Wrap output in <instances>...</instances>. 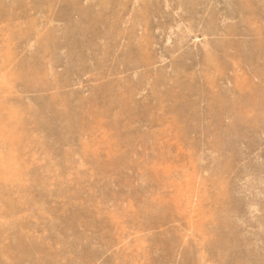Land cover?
Here are the masks:
<instances>
[{
    "label": "rangeland",
    "instance_id": "1",
    "mask_svg": "<svg viewBox=\"0 0 264 264\" xmlns=\"http://www.w3.org/2000/svg\"><path fill=\"white\" fill-rule=\"evenodd\" d=\"M197 1L0 0V264H264V0Z\"/></svg>",
    "mask_w": 264,
    "mask_h": 264
},
{
    "label": "bare ground",
    "instance_id": "2",
    "mask_svg": "<svg viewBox=\"0 0 264 264\" xmlns=\"http://www.w3.org/2000/svg\"><path fill=\"white\" fill-rule=\"evenodd\" d=\"M197 2L199 3V0H198ZM244 9H245V8H244ZM249 9H250V10H249ZM246 10L251 12L252 9H251L250 7H247ZM245 17H246L248 20H252V19H254V14H253V12H251V14H246Z\"/></svg>",
    "mask_w": 264,
    "mask_h": 264
}]
</instances>
